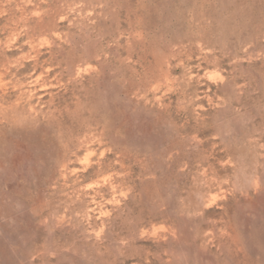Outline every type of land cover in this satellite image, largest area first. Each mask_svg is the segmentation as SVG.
I'll use <instances>...</instances> for the list:
<instances>
[{
    "label": "rangeland",
    "instance_id": "rangeland-1",
    "mask_svg": "<svg viewBox=\"0 0 264 264\" xmlns=\"http://www.w3.org/2000/svg\"><path fill=\"white\" fill-rule=\"evenodd\" d=\"M0 264H264V0H0Z\"/></svg>",
    "mask_w": 264,
    "mask_h": 264
}]
</instances>
